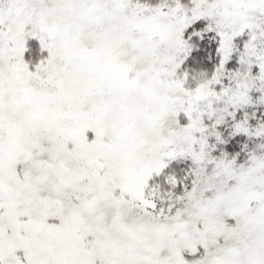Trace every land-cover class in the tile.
<instances>
[{"label":"snow or ice","instance_id":"snow-or-ice-1","mask_svg":"<svg viewBox=\"0 0 264 264\" xmlns=\"http://www.w3.org/2000/svg\"><path fill=\"white\" fill-rule=\"evenodd\" d=\"M0 264H264V0H0Z\"/></svg>","mask_w":264,"mask_h":264}]
</instances>
